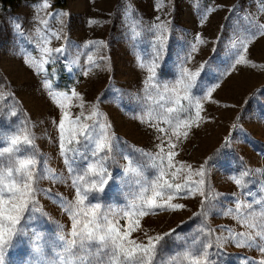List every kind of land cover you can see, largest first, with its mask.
Returning a JSON list of instances; mask_svg holds the SVG:
<instances>
[{
  "label": "rangeland",
  "instance_id": "374dc122",
  "mask_svg": "<svg viewBox=\"0 0 264 264\" xmlns=\"http://www.w3.org/2000/svg\"><path fill=\"white\" fill-rule=\"evenodd\" d=\"M44 3H0V125L13 133L27 126L37 162L35 204L21 222L22 234L7 249L5 264H51L63 251L59 237L69 238L72 228L66 206L75 202L79 186L73 181L99 157L76 156L69 168L65 159L73 153H61L59 123L67 112L65 147L78 148L67 142L69 121L79 117L92 124L93 119L84 118L93 109L94 120L110 125L107 132L114 139L112 152L100 154L108 157V183L102 192H89L88 202L99 203L103 211L124 208L140 187L125 175L129 159L143 168L141 183L151 181L157 173L152 158L161 147L167 152L171 140L177 145V167L182 163L192 172L205 168L206 214H201L199 194L177 198L172 202L184 205L182 210L145 216L132 239L146 242L145 231L152 236L174 229L173 238L161 242L165 258L211 243L208 251L220 253L212 257L216 264H245V259L258 264L264 259L256 247H236L225 239L229 231H248L234 215L237 203L251 205L242 207L244 215L264 208V203H255L264 201V35L259 34L264 0ZM240 56L244 61L235 63ZM154 62L150 80L148 69ZM201 64L205 68L190 93L201 101L200 119L188 129L181 127L188 135L177 139L172 126L160 119L162 107L169 106L171 89L179 86L184 71L196 72ZM73 91L82 99L72 96ZM62 94L67 98L60 100ZM179 175L175 183H183L189 173ZM233 178L243 184L237 186ZM93 179L86 175L84 184ZM199 179L191 176L192 181Z\"/></svg>",
  "mask_w": 264,
  "mask_h": 264
},
{
  "label": "snow or ice",
  "instance_id": "6c2138e0",
  "mask_svg": "<svg viewBox=\"0 0 264 264\" xmlns=\"http://www.w3.org/2000/svg\"><path fill=\"white\" fill-rule=\"evenodd\" d=\"M44 7H47L46 0ZM260 27L259 34L264 35V25ZM252 35L254 36L255 33ZM199 43H203V41H199ZM56 51L63 50L56 49ZM193 51H195V46ZM45 52L50 55L47 50ZM242 61H244V57L240 56L235 63L239 64ZM156 66L154 62L148 69L152 73L150 80L154 78ZM204 68L205 65L201 64L196 72L185 70L178 82L179 86L171 89L173 95L168 101L169 106L162 107L160 119L172 126V134L177 139L181 135L185 138L188 135L186 130L182 133L179 131L181 127L188 129L192 124L199 122L201 101L193 99L190 93L191 89L196 86V79ZM181 90L184 93L182 96L180 95ZM165 92H168L167 86H165ZM208 94L210 95V92ZM72 96L82 99L74 91ZM66 98L67 95L62 94L60 100ZM181 101H188V107H185ZM60 107L63 108L64 104L60 103ZM192 109H194V113ZM181 113H186V115L181 116ZM96 116L97 112L93 109L91 116L84 118L85 120L93 119L92 124L81 122L79 117L74 121H69L72 130L67 142L74 141L79 146L75 149L65 147L67 112L63 113V119L59 123L61 153L62 155H66L68 151L73 153L71 159L67 156L65 159L69 168H72L76 156L86 157L90 153L92 157H99V159H93L87 163L85 174L78 175L77 179L73 181L74 185H79L76 188V200L73 204L66 206L72 220V228L68 234L69 238L59 237L62 241L63 251L57 253V259L51 264H216L212 257L218 256L220 253L208 251L213 247L211 243L202 244L196 251L189 248L176 256L165 258L162 255L163 245L161 242L166 237L173 238L174 229L152 236H149L145 231L143 234L146 237V242L132 239V233L141 229V221L145 216L156 215L158 210H182L184 205L172 202L177 198H187L188 195L199 194L203 197L201 214H206L203 205L209 197L204 189L205 168L202 165L198 170L192 172L190 166L182 163L177 167L174 158L178 153L173 151L177 145L171 140L167 142V152L161 147L160 153L152 158L151 166L157 169V173L151 181L141 183L143 168L129 159L125 175L132 184L140 185V187L137 196L124 208L118 211H103L99 203L88 202V193L102 192L110 178L104 164L108 157L100 156V154L111 153L113 150L114 137L107 132L110 125L99 126L98 122L94 120ZM149 118H151V113H149ZM141 122L146 121L142 119ZM156 127L158 131H166L159 128L158 125ZM97 128H99V132H97ZM142 154L151 156L148 153ZM36 163L34 137L30 129L27 126H22V131L18 129L13 133L5 131L3 125H0V264H5L7 249L12 247L13 241L22 234L21 222L25 219V214L31 211L35 204ZM172 169L175 170L171 171ZM182 170L187 171L189 175L184 177L183 183H175L180 179L179 174ZM86 175L94 176L96 179L84 184ZM192 175L199 176L200 179L192 181ZM233 179L237 186L243 184L242 179ZM181 193L184 194L183 197H181ZM255 203H264V201ZM242 207L251 208V205L237 203L234 215L238 217L241 227L247 228L248 231L240 233L229 231V235L225 239L231 240L236 247H256L264 255V208H261L258 214L255 211H250L244 215L241 212ZM121 219L125 221L124 225L120 224ZM257 240L260 243H257ZM193 243L195 244V241ZM217 247H222V244L218 242ZM245 264H248L247 259H245ZM258 264H264V259H261Z\"/></svg>",
  "mask_w": 264,
  "mask_h": 264
},
{
  "label": "trees",
  "instance_id": "16d2710c",
  "mask_svg": "<svg viewBox=\"0 0 264 264\" xmlns=\"http://www.w3.org/2000/svg\"><path fill=\"white\" fill-rule=\"evenodd\" d=\"M20 1H27V0H0V3L3 6H12Z\"/></svg>",
  "mask_w": 264,
  "mask_h": 264
}]
</instances>
